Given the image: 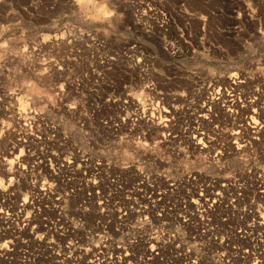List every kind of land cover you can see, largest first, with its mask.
I'll list each match as a JSON object with an SVG mask.
<instances>
[{
    "label": "built area",
    "instance_id": "obj_1",
    "mask_svg": "<svg viewBox=\"0 0 264 264\" xmlns=\"http://www.w3.org/2000/svg\"><path fill=\"white\" fill-rule=\"evenodd\" d=\"M199 1L197 5L209 6L213 0ZM152 2L153 0L143 2L151 11L139 6L140 0L127 2L135 25L141 18L165 19L169 7L167 2L160 1L159 5ZM194 5L193 0H181L180 3L170 4L172 9L180 15H185L184 8H190L194 13L191 16L197 18V25L200 24L198 20L200 16L207 15L206 17L212 20L213 17L223 14L222 10L216 8L210 10L205 8L207 14H203L196 8L197 5ZM165 21L167 22L163 21L161 27L167 26L168 29H172V23L168 19ZM142 27L143 33H149L150 30L146 29L144 24ZM200 28L201 33L198 36L196 48L200 46L203 51L207 49L212 56L217 53L224 57L234 56L239 52L238 45L236 47L232 42L213 40L212 32H220L224 28L222 24L211 23L206 19L203 24H200ZM168 29L163 28V32H167ZM196 32L198 33V30ZM66 35L63 31L62 37L65 38ZM57 44L62 45V42L56 38L49 48L66 57L68 67L65 75L68 76L71 87L69 95L73 94V98L79 100L81 104L79 112H84V121L82 122L79 118L76 124L80 132L81 127L84 128L81 140L83 147L79 150L73 149L71 133L69 132L67 137L64 135L67 118L62 114L61 109L56 113L55 119L45 117L41 120L36 118L37 114L34 110L29 111L32 105L28 104L27 96L23 101L17 98L15 116L7 112V119L4 121L11 127L5 128V135L0 137V145L7 148V155L0 151V169L9 172V174L5 173L4 177H7V186L11 189L6 194L0 193V207L5 208V214L0 216L5 219L9 217L12 222L15 219L18 225L26 226L33 224L35 218L40 219L42 215V220L48 221L47 229L55 233L56 238L64 239L68 230L65 231L63 227L56 226V221L58 224L63 222V216L56 210L70 206L68 197L65 195L68 193L74 196V200L80 203V206H88L93 201H96L97 205L100 200L104 202V211L99 212L100 215H98L101 220L96 221V227H93L92 223L89 224V221L93 220L89 219L88 228L83 232L85 241L98 237L101 244L99 243L100 245H97L91 254L86 253L84 257H80L83 264H186V256L189 254L194 260L200 257L197 264H201V261L203 264H250V253L256 264H259L260 256L264 255V203H262L264 201L262 186L264 185H259L255 192L256 200H240L239 194L237 196L232 193L227 194L231 186L239 185H235L238 179L233 180V184H229L227 180H213L211 175L184 174L182 178H176L173 171L159 166L162 161L154 152L145 153L143 157L135 154L125 157L122 152L119 153L123 160L130 161L129 168L109 165L102 157L101 163H97L99 154L96 152V145L101 146V141L97 139L101 129L97 125H102L106 119H110L113 128L104 133V136L115 134L119 131L118 125L123 123L117 113L123 112L127 115L129 110L123 102L124 99H128L123 94L124 82L156 74H153L152 66L148 63H144L143 68H130L128 65L133 58L120 49L109 52V56L120 57L113 65L108 59L109 56L106 55L109 50L106 42L98 51L86 49L81 52L65 51L63 47L57 48ZM162 49L168 56L179 57L181 54L172 41L165 40L164 35ZM32 57L31 51L26 52V57L21 60L8 54V63L19 67L21 74L22 66L31 64ZM4 68L6 70L7 65ZM239 78L244 80L243 87L232 83L234 78L229 76L227 81H224L226 84H222L217 78L209 77L203 88L191 89L193 94L201 98L200 105L212 107V114L209 115L211 124L203 121V116L208 115L206 107L204 111L197 114V117H194V126L189 127L202 128L205 124L207 127L217 128V121L223 124L229 121L227 123L238 129L256 126L262 128L260 124L253 123L256 120L264 123V100L258 102L252 94L258 85L253 84L249 89L247 79L244 76ZM198 80L199 78L196 81ZM184 82L183 78L176 76L160 79L156 76L152 79L156 95L145 92L142 107L137 111V115L144 119V124L141 125L142 135L150 134L151 137L162 138L170 133L171 137L181 144L185 151H188L190 139L182 136V117L175 118L170 113L168 105L155 103L158 95L164 96L170 93L174 96L177 91H183ZM161 85H167L168 88L165 89ZM217 96L220 97L218 102L214 99ZM22 97L23 95L20 94V98ZM7 100L8 97L0 98V111H5L3 106ZM72 102L73 100L65 98L64 105L67 106ZM130 105L135 109L134 102L130 101ZM253 107H256V112L251 110ZM164 108H168L169 111L165 113ZM216 109L219 110V114L216 113ZM153 120L163 121L168 126L167 130H164L160 123L153 124ZM195 138L201 139V137ZM9 145H15V147H9ZM191 147L202 150L194 142ZM21 150L24 153L22 156ZM15 151H17L16 154H14ZM167 151H171V147ZM12 154L15 158L8 160L7 156ZM17 157H19L18 160ZM72 157L78 161L76 164L80 167L79 174L81 172L79 178L76 177L74 165L67 163L68 160H72ZM113 159L115 160V157ZM257 177L263 179L259 175ZM93 180L97 183H92ZM44 181H47V184ZM33 182L37 186H33ZM71 183L72 185H68ZM49 185L51 188L48 187ZM201 192L204 193L203 197L200 196ZM229 195L231 198L227 197ZM25 196L29 197L27 204L23 202ZM56 197H61V200L58 201ZM213 200L216 201L215 204H211ZM210 204L211 207L206 208ZM105 209L117 210L115 212L117 218H114V222L109 226L110 233L105 230L107 227L105 217L108 215ZM138 209L139 211L135 212L150 211L149 220L153 221L150 228L148 226H145V229L129 227L130 223H136L132 215L133 210ZM76 212H79V209L74 211ZM121 213H127V215H121ZM177 213L179 217L189 221V227L181 226L182 237L172 232V225L178 218ZM201 217L204 218L203 221ZM17 230L16 239L23 232L19 227ZM177 244L180 245L179 249L175 247ZM190 245H195V248L190 249ZM125 253L127 255H124Z\"/></svg>",
    "mask_w": 264,
    "mask_h": 264
},
{
    "label": "rangeland",
    "instance_id": "obj_2",
    "mask_svg": "<svg viewBox=\"0 0 264 264\" xmlns=\"http://www.w3.org/2000/svg\"><path fill=\"white\" fill-rule=\"evenodd\" d=\"M128 1H133V0H116V3L120 4L122 8V12L120 16V23L117 26V28H118V31H120L123 35L118 44H113L111 42L105 41L108 44V49H109L106 55L109 56L110 55L109 52L112 50L120 49L124 51V53L130 58H134L137 56L143 57L145 58V63H148L149 65L152 66V69H155V74L158 77V79L165 78V77L168 78L172 76L183 78L185 82L183 83L182 89L183 91L187 92L188 87L190 86L191 82L196 81L199 78V76H193L192 73L187 71V68L191 67L192 64L194 63V60L191 56L195 52H203L200 46H197L196 48L197 39L201 33L200 24L197 25L198 23L197 18H194L193 16H188V15L186 16L180 15L178 12H175V9H172L170 4L173 5L176 3H180L181 0H153L152 3L157 4V5H159L160 1L167 2V5L169 7H168V13L165 16V19H161V17H156L154 20L149 19V18L148 19L141 18L139 19V23L135 25L133 22V17L129 13L130 6L127 4ZM194 1H195V5H197L200 2L199 0H193V2ZM143 2H145V0ZM253 3H254V7L252 6ZM249 4L251 5V7H249ZM65 6H68L69 8L71 7L70 5H68V0H0V19L6 18L7 16L11 15L14 23H16L17 21L19 22L17 25V28L10 30L9 35L12 36V39L14 42L18 40L24 46L27 45V42H28L27 38L30 36V33L25 28V25L35 28L39 26L36 24L37 21H41V22L50 21L52 30L44 33V35L51 36L52 38L51 44H52L55 42L56 38L62 37L63 35V28L60 24V18L65 14L64 12ZM196 8L200 10V12L203 14H207L205 12V8L206 10H210L211 8L222 10L223 14H219L217 17H213L212 20H210V18L207 17V20L210 21L211 23L218 22L219 24H222L224 26V28H222L220 32H217V31L212 32L211 36L213 40L232 42V44L236 47L238 45L239 52L236 53L234 56L224 57L223 55H221L222 59H220L219 57H216L217 54L213 55L214 61L216 63L218 64L225 63L226 65L240 64L242 69H252L257 66L254 63V61L259 60L260 65L264 66V0H213L211 2V5L209 6L208 5L206 6L197 5ZM91 14H94V13H90V15ZM166 19H168L172 23V27H173L172 29L171 28L168 29L167 26L161 27L163 24V21L167 22L165 21ZM143 24L146 29L150 30L149 33L142 32ZM163 28L164 30L168 29V31L163 32ZM196 30H198V33L196 32ZM185 33L187 34L185 35ZM163 35L165 36V40L172 41L174 46H177L178 50L181 51V54H179V57L175 55L168 56L163 51L162 49ZM241 46H242V49H241ZM16 52H17V49L13 47L9 50V55H13L14 58L20 59V60L26 57V52L20 53L19 55H15ZM195 71L198 73L201 72V70L198 68L195 69ZM209 71L215 72V71H218V69L209 66ZM160 73H163V76H159L158 74ZM229 76L230 77L232 76L230 72L227 75L217 76L216 78L220 80L222 84H226L224 81L225 80L227 81V78ZM188 77H191V80H188L187 79ZM260 79H261L260 74L256 72H253L252 78H250V80L252 81H257ZM23 83L25 84L24 86L25 90L24 92L21 93L23 97L20 99H22L23 101V99L27 96V102L30 105L31 103H30L29 98L36 94L37 89L40 86L39 85L34 86L32 84H27L24 81ZM247 83H248L249 89L252 88L251 86H253V84H256V83L249 84L248 80H247ZM163 97L164 99L160 100L158 105L166 104L170 107V113H172L175 116V118L176 116L182 117L183 127L181 128V132H182L183 138L184 136L188 137L186 139H190V140L193 136L197 138L198 137L202 138V136L199 135L201 133L204 135H209L210 133V135H212L213 137H216L214 142H212L211 149H205V148H202V150L194 149V153L191 155L189 154V151H185L184 156L187 154L188 160L197 161L196 168L191 171V175L192 176H195V175L203 176V174L205 176L211 175L214 178L213 180H217V179L227 180L229 184H233L232 183V181L234 180L233 176L228 175L225 172L216 171L211 161L214 157H216V155L220 151H224L225 149H228L227 154L231 155L232 149L235 148V145H232V148H229V145L231 144L233 140L234 141L237 140L236 144H244L247 150L246 152H242L240 154L241 156L244 157V159L239 160L236 164V170H239V175H237L235 171L233 172L236 179H238L237 182L235 181V185L236 184H239V185H236V187L231 186L230 187L231 189L229 192H227V194L232 193L236 196L239 194L238 197L241 198L240 200H249V199L256 200L257 198L255 199V192L259 188V184L262 186L261 182L264 181V176H261V178H263L262 180L259 179V177H257V175L261 172V168L254 167V161L255 163H260L262 157H264V145L254 144L250 142L253 140V138H259V136L260 137L263 136L264 128L259 129L260 133L258 134V133L253 132L254 130L251 129L250 127H246L248 128L246 130L244 128H241L239 130L238 128L234 129V127L231 124L227 123L229 121H226L227 124L225 123L224 125H222L223 123H218L219 121H217L219 127H217L216 130L215 128L207 127L205 124H203L204 129L203 128L200 129L201 133H199L200 130L198 129L197 130V132L199 133L198 134L195 130L187 129V127L194 126L192 124L194 123L193 122L194 119H192L193 118L192 116L197 117V114L202 112L199 107V105L201 104V98L193 94L192 91H191V94H189L186 99L184 97L180 98L176 95L172 96L170 93L165 94ZM72 100H76L73 98V94H72ZM177 101H180V102L178 103ZM155 103L157 104L156 101ZM79 106L81 107L80 103H79ZM177 109H180L179 115H177ZM216 113L219 114V110L216 109ZM83 117H84V112H77L75 113L74 118L76 121H78L80 118L81 121L83 122L84 121ZM70 123L71 121H68L67 126ZM76 126L70 131L72 135L71 145L73 149L79 150L81 149V147H83V145H81V140L83 138L84 128L81 127V132H80ZM219 128L220 129L222 128V129L219 130ZM233 129L235 132L233 131ZM233 132L235 134L238 133V135H235ZM220 134L222 135L223 138L221 137ZM245 136L246 138H244ZM205 143H209V142L205 141ZM210 151H211V155H209ZM67 152H70V154H73V152H71L70 150H67ZM16 153L17 151L14 152V154ZM14 154L7 156L8 160L15 158ZM72 160H73L74 171H75L76 177L79 178V175L81 174V172L79 174L80 167L76 164L78 161H76L74 157H72ZM0 162H1V158H0ZM7 164L8 163L6 162V165ZM244 168H252L253 171L251 173L244 172L242 170ZM200 169H203V170H200ZM1 172H4V173L1 174ZM5 173L9 174V172L6 171L5 169L4 170L0 169V180H3L5 178L4 177ZM185 175H188V173H185ZM75 182H79V180H75ZM221 182H225V181H221ZM68 185H72V183ZM0 186H3V185H0ZM222 195L224 196V194ZM227 197L231 198V195ZM77 209H80V203L78 202L75 203L74 206L68 205V206L63 207L62 209L56 210L58 211V213H60V215L63 216V220H64L62 222L63 224L59 223V225H58V222L56 221L57 227L61 226L66 231L68 229V232L71 234V236H69L70 234L66 232L64 239L56 238L55 233H52L51 231L47 229L49 227V224H47L48 221H45L47 222L46 224L48 225V227L46 228L45 226L46 224L44 220H42L43 218L42 215L40 216L41 220L38 218H35V221L33 222V225L34 224L35 225L33 227H32V224L26 225V226H23V225L19 226L16 220L14 219V221L11 223L12 227H14V229H17L19 227L20 229L23 230V232L21 233L22 235L20 234L21 236L19 238L15 239L13 234L10 231L7 234V236L4 238L5 241H3L4 239L0 241V244H3L6 241H9V242L11 241L9 248L12 249L13 247H15L16 248L15 250H17V256H16V253L13 254V252H11L12 254L8 255L7 262L13 259L15 260V263H12V264H17V263L23 264V262H25L24 264H32V263L59 264V262L60 264H69L70 261H71V264H80L81 263V261L79 260L80 257H84L86 253L90 254L88 251H85L86 247H89L92 253L94 248L97 245H100L101 243L98 237L90 238L89 241H85V239L83 238V232L85 229L83 231L78 232L76 231V229L72 227V224L77 222L78 220V217L72 214ZM10 211H13V210H10ZM105 211H107V214L109 215L105 217V222H106L105 226H107L105 230L109 232V226L114 222V218L115 219L117 218V214H115L117 210H113V209L106 210L105 209ZM135 211L137 210H133L134 214L132 215V219L134 218L136 222H139L142 219V216H148V217L150 216L149 210L144 211V212H135ZM140 211H143V210H140ZM174 211L177 212L178 210H174ZM98 215H100L99 212L98 213L96 211L91 212L89 219L93 221L92 222L89 221V224L92 223L93 227H96L95 225L96 221L101 220V217H99ZM56 218L58 219V216H56ZM175 226H176L175 224L172 225V229H173L172 232L174 234H175ZM4 227H6L4 223L2 224L0 222V232L3 231ZM9 234H11L12 236ZM75 235L77 236L79 235V236L77 237ZM29 236H31V238ZM39 236H44L46 237V239L37 240L35 237H39ZM84 237H85V234H84ZM67 240L68 241L71 240L72 244H68ZM38 241L49 242L50 246H53V250L51 251V253L44 254L42 256L43 258L39 257L38 258L39 261L37 259L34 261L32 256L27 257L25 254H22V251H27V253H29L28 247L26 246V244H28L29 242L35 243ZM15 242H18L19 244H22L23 246L17 247L14 244ZM73 244L76 245V248L72 250L71 256H70L68 255L69 252L66 251L64 246L68 245L69 249H71ZM59 256H62V257H59ZM5 257H6L5 255L1 256L0 254V259H3ZM10 257L11 258L13 257V258L11 259ZM30 261L32 262L30 263ZM44 261L45 262L47 261V262L45 263ZM78 261L80 262L78 263Z\"/></svg>",
    "mask_w": 264,
    "mask_h": 264
},
{
    "label": "snow or ice",
    "instance_id": "obj_3",
    "mask_svg": "<svg viewBox=\"0 0 264 264\" xmlns=\"http://www.w3.org/2000/svg\"><path fill=\"white\" fill-rule=\"evenodd\" d=\"M68 6H65L64 12L69 14H78L79 16L83 17L84 19L88 20H98L103 21L105 19H111L113 23H120V18L117 15L118 13L122 12V8L120 4L116 3V0H68ZM140 7L147 8L148 11H151L150 8H148L147 5L143 3V0H140ZM254 7V3L252 4ZM185 15H194V13L191 11L190 8H184L183 9ZM90 13H94L91 14ZM146 15V13H145ZM206 16H200L198 17V20L200 24H203L206 21ZM37 27L32 28L28 25H25V28L30 33V36L27 38L28 42L27 45L24 46L21 44L18 40L13 41V39H9V32L11 29L17 28L16 23L13 22V18L11 15L7 16L6 18L0 19V86H2L6 81L4 80V66L7 65L8 68L12 67V64L8 63V54L9 50L11 48H16L17 52L15 55H19L20 53L29 52L31 51L33 53L31 64L23 65V72L20 74V76L17 77L18 80L22 79L27 84L32 85H39L40 87L37 89V92L35 95L32 96L33 98V104L39 105L41 103V98L46 97L47 93L50 89H56L60 95L64 96L66 99L72 100V96L69 95L71 91L70 82L68 79L65 78V72L67 71V63L63 58V55L55 56V61H53L52 56L54 55V52L49 48V45L52 42L51 36H46L44 33L49 32L52 30V26L50 21H37L36 22ZM18 30V29H17ZM187 33H185L186 35ZM60 42H64V37H58L57 38ZM71 43V41H69ZM67 51V49H65ZM194 51V50H192ZM72 55L71 53L69 54ZM108 59L110 62L115 65L116 62L120 59V57L112 55L109 56ZM14 63H16L14 61ZM145 63V58L137 56L134 57L132 62L128 65L130 68L136 69V68H143V65ZM59 65V66H58ZM153 74H155V69H152ZM239 74V75H238ZM159 76H163V73L158 74ZM244 76L245 79L248 80L249 84L256 83L260 84V88L255 89L252 93L258 100H264V73L260 74L261 79L257 81L249 80L245 75L243 69H240L238 72H233L232 77L234 78L232 80V83L237 84L239 87L244 86V80H241L239 77ZM156 78V75H153L151 77H144L141 76L138 80L134 81H126L123 84V94L128 98L124 99V105L128 107L127 115H125L123 112H118L117 115L119 116L120 120L123 121L122 124L118 125L119 131L115 134L107 135V137L104 136V133H106L108 130L113 128V124L110 119H106L102 125H97L101 129L100 135L97 137L98 140L101 141V146H108L110 148L115 147L117 150L122 151V154L125 157L131 156L135 154L136 156L143 157L145 153H151L154 150H157V145H159L158 149H164L165 151L168 150L169 147H171V152L168 157L159 156L158 159L162 161V163L159 165L160 167H167L170 168L171 165L168 164V160H172L179 165V163L184 158V152L185 148L176 142L171 137V134L169 133L168 136H164L162 138H154L151 137L150 134L142 135L141 134V125L144 124V119L137 115V111L142 107L143 104V97L145 96V92H150L153 95H156L155 88L152 83V79ZM63 81V83H61ZM22 87L25 86L23 83L21 85ZM219 91V89L217 90ZM191 94V88L188 87V91H177L175 94L178 97H184L185 99L187 96ZM7 92L4 93V96L7 97ZM164 99L163 95H158L156 102L159 103L160 100ZM214 99L218 102L220 97H214ZM130 101L134 102L135 109L130 105ZM167 102V101H165ZM178 103L180 101H177ZM46 107H49L54 111V107L49 103L46 105ZM201 111H204V109L207 107L206 105H199ZM60 109L62 111V114L67 118V121H71L70 124L65 128L64 135L67 137L69 135V132L73 129V127L76 126L77 121L75 120V113L80 111L79 106V100H73L72 103H69L67 106L64 104L60 105ZM253 112H256V107H253L251 109ZM44 108H40V114L36 116L37 119H41V116L43 114ZM163 111L167 113L169 111L168 108H164ZM180 109H177V115H179ZM227 111H231V109H227ZM208 115L203 116V121L208 122L211 124V121H209V115L212 114V107H207ZM86 115V114H85ZM7 119V111H0V137H3L5 135V128L11 127L10 124L4 123ZM216 119L215 117L213 118ZM66 121V123H67ZM160 123L164 130H167V125L164 124L163 121H155L153 120V124ZM254 124H260L262 128H264V123H261L260 120H256L253 122ZM219 127V125H217ZM151 127V126H149ZM202 138L200 140H197L195 137H192L189 141V154L194 153V149L191 147V144L194 142L196 145H198L201 148L205 149H211L212 142H214L215 137L200 134ZM118 136V138H117ZM106 140V142H105ZM205 141H209V143H205ZM254 144L264 145V136H261L259 138H253L251 141ZM232 145H235V148L232 149V154L228 155V149H225L224 151H220L214 160L211 161V163L216 164L217 167L223 168L225 172H236L237 175H239V170H236V164L239 160L244 159L243 156L240 154L242 152H246L247 148L244 144H236V141H232L229 145V148H232ZM9 147H15V145H9ZM0 151H3L5 155H7V148H3L2 145H0ZM23 150H21L20 155L22 156ZM209 155H211V151L209 152ZM19 157H17V160ZM15 162V161H13ZM67 163L69 165H73V160H68ZM101 163V160H100ZM264 166V157H262L260 163L257 165ZM124 168H129L128 164L122 165ZM244 172L251 173L253 171L252 168H244L242 169ZM51 178V177H50ZM7 177H5L4 180H0V193H7L11 191V189L7 186ZM45 184H47V181H44ZM92 183H97L96 180H93ZM264 185V183H262ZM33 186H37L35 182H33ZM51 188V186H48ZM264 187V186H262ZM68 200L70 202L71 206H74L76 201L74 200V196L72 194L66 193ZM200 196L203 197L204 193L201 192ZM217 197H219V193H217ZM56 199L59 201L61 200V197H56ZM29 200L28 196L24 197V203L27 204ZM195 203V201H193ZM216 201H211V204H215ZM264 203V201H262ZM210 205H207L206 208L211 207ZM104 202L103 200H100L98 202L93 201L92 204H89L88 206L81 205L79 212L72 213L73 215H76L78 217L77 222L72 224V227L76 229V231H83L84 229L88 228V220L91 215L92 211L96 212H102L104 211ZM139 211V209L137 210ZM81 213L83 215H81ZM0 214H5V208L0 207ZM31 215V214H29ZM121 215H127V213H121ZM177 219H175L174 223L175 225L183 226L185 228L189 227V221L185 220L183 217H179V214L177 213ZM203 217H201V221H203ZM153 225V221L149 220L148 216H142V219L139 222L136 223H130V228H140L145 229V226H148L149 228ZM34 226V225H33ZM38 240H45L46 237L39 236L35 237ZM54 243V242H53ZM68 244H72V241L69 240ZM10 242L6 241L3 244H0V250L3 251H9ZM66 251L69 252V255H71L72 250L76 247V245H72V248L69 249L68 245L64 246ZM177 249L180 248V245L177 244L175 246ZM190 249H194L195 245H190ZM85 251H88L91 254V249H86ZM247 251V249H245ZM153 252L155 253V249H153ZM124 255H127L126 253ZM200 259V257H197L196 260L192 259V256L189 254L186 256V264H197V260ZM249 261L250 264H256V261L253 259L252 254H249ZM71 264V261H70ZM82 264V262H81ZM201 264L203 262L201 261ZM259 264H264V255L260 256Z\"/></svg>",
    "mask_w": 264,
    "mask_h": 264
},
{
    "label": "clouds",
    "instance_id": "obj_4",
    "mask_svg": "<svg viewBox=\"0 0 264 264\" xmlns=\"http://www.w3.org/2000/svg\"><path fill=\"white\" fill-rule=\"evenodd\" d=\"M249 7L251 5L249 4ZM120 18L121 13L117 14ZM143 15V13L141 14ZM18 21L16 22V25H18ZM60 24L63 28V31L67 34L64 38V42L61 44H57L56 47L60 48L63 47L64 49H67L69 52L71 50H75L76 52H81L86 49H93L98 51L100 46L105 42H111L113 44H118L120 39L122 38V33L118 31L117 26L119 23H113L112 20L105 19L103 21L98 20H88L84 19L83 17L79 16L78 14H69L65 13L60 18ZM9 39H12V36L9 35ZM71 41V43H69ZM54 52V51H52ZM55 56H60L58 52H54V55L52 56L53 61H55ZM194 60V63L191 67L187 68V71L192 73L193 76H199L198 81H192L189 88L198 90L199 88H203L204 84L208 82V78L212 77L215 79L217 76H223L227 75L229 72H238L240 69H242L240 64L235 65H226L224 64H218L214 61L213 56L209 55V51L205 49L203 52H195L191 56ZM220 59L221 55L217 53V56ZM64 60L66 59L65 56H63ZM254 63L257 65L255 68L252 69H243L244 75L250 79L252 78L253 72L256 73H264V66H261L259 63V60L254 61ZM59 66V65H58ZM209 66L217 68L218 71H209ZM200 69L201 72L198 73L195 71V69ZM202 73V74H201ZM70 74V73H69ZM20 76V69L19 67L12 65L11 68H8L4 70V80L6 83H4L2 86H0V98L5 97L4 93L7 92V103L4 104V109L7 112H11L13 116H15V109L17 107V98L20 99V94L24 92V87L21 85L23 84V80H18L17 77ZM65 78L68 79V76L65 75ZM188 80H191V77L187 78ZM63 83V81H61ZM264 83V81H262ZM258 86L256 89L260 88V84H257ZM161 87L167 89V85H161ZM30 103L32 107L29 109V111H35V113L38 115L40 114V108L43 107L44 111L41 116V120H44L45 117H49L51 119L56 118V113L60 110V105L65 104V97L60 95V93L56 89H50L47 93L46 97L41 98V103L39 105L33 104V98L30 97ZM51 103V105L56 110L55 112L52 111L51 108L46 107ZM68 105V104H67ZM53 127L55 128L56 125L54 124ZM74 128V127H73ZM114 148V150H113ZM96 152L99 154L97 156V163H100L101 157L104 158L107 164L116 166V167H122L124 164L130 163L128 160H123L119 153L122 151L117 150V148L112 147L109 150L108 146H97L96 145ZM154 153L158 154L159 156L168 157L170 155L171 151H161L157 148V150L153 151ZM124 156V155H123ZM115 157V160L113 159ZM215 157L212 159L214 160ZM169 165H171L170 168H168L170 171H173L176 175V178H182L185 173L191 174V171L196 168L197 161L195 160H188L187 154L184 156L183 160L177 165L176 162L172 160L167 161ZM259 163H255L254 161V167H257ZM214 165L216 171L218 172H225L223 168L217 167L216 164ZM261 168V172L258 174L259 176H264V166H259ZM203 170V169H200ZM228 175L233 176V179L235 180L236 177L234 176L233 172H225ZM264 183V181H262ZM175 232L183 236V232L181 230V226L176 225L175 226Z\"/></svg>",
    "mask_w": 264,
    "mask_h": 264
},
{
    "label": "bare ground",
    "instance_id": "obj_5",
    "mask_svg": "<svg viewBox=\"0 0 264 264\" xmlns=\"http://www.w3.org/2000/svg\"><path fill=\"white\" fill-rule=\"evenodd\" d=\"M181 44V43H180ZM183 48V47H182ZM220 78V77H219ZM224 78V77H223ZM250 80V79H249ZM181 98V97H180ZM189 107V106H188ZM198 107V106H197ZM185 109V108H184ZM196 109V108H195ZM194 110V109H193ZM185 111V110H184ZM189 111V110H188ZM200 111V110H199ZM197 112V111H196ZM187 113V112H186ZM190 113V112H189ZM198 113V112H197ZM201 113V112H200ZM247 113V112H246ZM249 113V112H248ZM188 114V113H187ZM195 114V113H194ZM192 115V114H191ZM193 118L192 119H194V116H192ZM194 122V121H193ZM190 123V122H189ZM218 123H220V122H218ZM193 124V123H192ZM227 124V123H226ZM194 125V124H193ZM221 125V124H220ZM222 125H224V124H222ZM203 126V125H202ZM221 127V126H220ZM203 128V127H202ZM202 128H192V127H187V129H191V130H195L196 132H197V130L199 129H202ZM251 129H253L254 131L253 132H255V133H260L259 132V129H262V128H258L257 126L256 127H250ZM204 129V128H203ZM210 129V128H209ZM222 129V128H221ZM220 128H219V130H221ZM234 129H235V127H234ZM234 129H233V131H234ZM245 130L246 129H248V128H244ZM207 130V129H206ZM215 130H216V128H215ZM229 130V129H228ZM240 130V129H239ZM264 130V129H263ZM189 131V130H188ZM194 131V132H195ZM201 131V130H200ZM209 131V130H208ZM211 131V130H210ZM238 131V130H237ZM215 132H217V131H215ZM232 132V131H231ZM230 132V133H231ZM235 132V131H234ZM233 132V133H234ZM241 132V131H240ZM240 132H239V134H240ZM244 132V131H243ZM192 133V132H191ZM198 133V132H197ZM212 133H213V131H212ZM226 133V132H225ZM237 133V132H236ZM245 133V132H244ZM250 133H252V132H250ZM263 133V132H262ZM199 134V133H198ZM235 134V133H234ZM249 134V133H248ZM254 134V133H253ZM195 135H196V133H195ZM200 135V134H199ZM209 135H210V133H209ZM221 135V134H220ZM235 135H238V133L237 134H235ZM250 135V134H249ZM210 136H212V135H210ZM241 136V135H240ZM239 136V137H240ZM254 136V135H253ZM253 136H252V138H253ZM264 136V135H263ZM221 137H222V135H221ZM258 137V136H257ZM260 137V136H259ZM216 138V137H215ZM223 138V137H222ZM238 138V137H237ZM243 138V137H242ZM244 138H246V136L244 137ZM247 138H248V136H247ZM251 138V137H250ZM240 139V138H239ZM226 140V139H225ZM230 140V139H229ZM250 140V139H249ZM237 141V140H236ZM244 141V140H243ZM251 141V140H250ZM249 141V142H250ZM226 142V141H225ZM230 142V141H229ZM239 143V142H238ZM250 143H252V142H250ZM248 144V143H247ZM260 149V148H259ZM204 175V174H203ZM246 176V175H245ZM4 178V177H3ZM224 178V177H223ZM240 178V177H239ZM240 180V179H239ZM257 183V182H256ZM259 183V182H258ZM260 185V184H259ZM70 214V213H69ZM65 215V214H64ZM41 220V219H40ZM57 220V219H56ZM64 221V220H63ZM0 222L3 224L4 223V225L6 226V227H4L3 228V231H1L0 232V241H2L6 236H7V234L11 231V233L13 234V236H14V238H15V235L17 234V232H18V230L17 229H14V227H12V225H11V219L9 218V217H7V219H5V218H3V217H1L0 216ZM47 222H45V224H46ZM16 224V223H15ZM41 224V223H40ZM42 224H44V223H42ZM48 224V223H47ZM46 224V225H47ZM63 224V223H62ZM35 225V224H34ZM45 225V226H46ZM59 225V224H58ZM17 226V225H16ZM19 226H21V225H19ZM43 226V225H42ZM48 226V225H47ZM57 226V225H56ZM69 226H71V225H69ZM32 227H33V224H32ZM61 227V226H60ZM11 228H12V230H11ZM30 228H31V226H30ZM43 228V227H42ZM47 228V227H46ZM71 228V227H70ZM68 230V229H67ZM66 231V230H65ZM21 233V232H20ZM49 233V232H48ZM69 233V232H68ZM70 234V233H69ZM9 235H11V234H9ZM22 235V234H21ZM20 235V236H21ZM24 235V234H23ZM30 235V234H29ZM53 235V234H52ZM73 235V234H72ZM12 236V235H11ZM54 236V235H53ZM69 236H71V234L69 235ZM75 236H77V235H75ZM75 236H73V237H75ZM79 236V235H78ZM77 236V237H78ZM81 236V235H80ZM26 237V236H25ZM24 237V238H25ZM30 238H31V236H29ZM65 238V237H64ZM69 238V237H68ZM12 239V238H11ZM16 239V238H15ZM21 239H22V237H21ZM60 239V238H59ZM66 239H67V237H66ZM13 240V239H12ZM38 240V239H37ZM3 241H5V239L3 240ZM27 241V240H26ZM50 241V240H49ZM61 241V240H60ZM63 241V240H62ZM11 242V241H10ZM67 242H68V240H67ZM75 243V242H74ZM13 244V243H12ZM17 247H22L23 245L22 244H19L18 242H15L14 243ZM53 244V243H52ZM26 246L28 247V251H29V253H27V251H22V254H25L27 257H30V256H32L33 257V260L35 261L36 259L38 260V258L39 257H42L44 254H50L51 253V251L53 250V246H50V243L49 242H44V241H38V242H29L28 244H26ZM55 246V245H54ZM25 248V247H24ZM56 248V247H55ZM61 248V247H60ZM76 248V247H75ZM80 248V247H79ZM16 248L15 247H13L12 249H10L9 251H3V250H0V254H1V256L2 255H5L6 257L5 258H3V259H0V264H12V263H15V260H13L11 257V259L12 260H10V261H8L7 262V260H8V255H11L12 253L11 252H13V254L14 253H16V256H17V250H15ZM21 249V248H20ZM22 250H23V248H22ZM25 250V249H24ZM55 250V249H54ZM21 251V250H20ZM24 252V253H23ZM20 253V252H19ZM55 253V252H54ZM56 254V253H55ZM24 255V256H25ZM57 255V254H56ZM69 255V254H68ZM51 256V255H50ZM49 256V257H50ZM71 256V255H70ZM78 256V255H77ZM80 256V255H79ZM22 257V256H21ZM48 257V258H49ZM59 257H62V256H59ZM69 257V256H68ZM43 258V257H42ZM47 258V257H46ZM75 258V257H74ZM51 259V258H50ZM43 260V259H42ZM80 260V259H79ZM22 261V260H21ZM39 261V260H38ZM49 261V260H48ZM58 261V260H57ZM70 261V260H69ZM16 262H17V260H16ZM23 262V261H22ZM27 262V261H26ZM32 261H30V263H31ZM42 262V261H41ZM40 262V263H41ZM45 262V261H44ZM47 262V261H46ZM45 262V263H46ZM63 262V261H62ZM65 262V261H64ZM74 262V261H73ZM25 262H23V264H24ZM43 263V262H42ZM79 263V262H78ZM18 264V263H17ZM32 264H36V263H32ZM53 264V263H52ZM59 264H60V262H59ZM70 264V263H69ZM81 264V263H80ZM83 264V263H82Z\"/></svg>",
    "mask_w": 264,
    "mask_h": 264
}]
</instances>
